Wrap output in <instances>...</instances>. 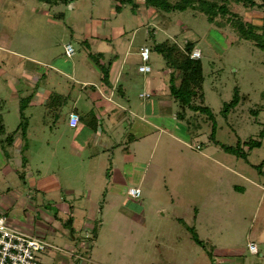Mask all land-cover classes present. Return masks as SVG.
<instances>
[{
  "label": "rangeland",
  "instance_id": "1",
  "mask_svg": "<svg viewBox=\"0 0 264 264\" xmlns=\"http://www.w3.org/2000/svg\"><path fill=\"white\" fill-rule=\"evenodd\" d=\"M134 1L135 8L123 4L116 12L115 0L52 6L0 0V67L16 78L9 89L0 77V211L11 227L46 244L37 254L44 264H264V50L220 16L210 21L198 10L166 12ZM228 6L232 15L262 30L263 10L233 1ZM96 19L99 28L128 23L124 42L131 38V44L124 51L131 76L124 101L118 83L114 87L118 104L127 109L128 94L137 110L152 98L163 101L161 117L151 116L152 106L147 114L164 132L136 133L131 161L122 151L123 134L103 129L96 145V133H87L84 121L68 126L74 106L95 114L102 106L96 104V83L102 82L88 80L95 87L83 88L82 76H68L71 62L78 70L89 62L96 73L90 52L111 51V33L109 40H83ZM165 38L182 45L196 41L203 104L210 114L183 107L169 95V72L152 51ZM68 44L75 48L72 56L65 55ZM140 45L150 50L147 63L139 57ZM141 64L151 72H139ZM153 78L163 86L159 96L142 87ZM235 88L248 98L224 115ZM44 89L54 95L50 103ZM31 93L34 103L24 99ZM122 113L117 108L114 120ZM251 138L261 145L248 148L244 141ZM213 139L228 145L240 140L247 159L227 153ZM129 187H138L140 196H129Z\"/></svg>",
  "mask_w": 264,
  "mask_h": 264
},
{
  "label": "trees",
  "instance_id": "2",
  "mask_svg": "<svg viewBox=\"0 0 264 264\" xmlns=\"http://www.w3.org/2000/svg\"><path fill=\"white\" fill-rule=\"evenodd\" d=\"M49 5L64 4L68 5L74 0H39ZM117 3L114 6V10L119 12L123 4H131L132 8L137 5L134 0H115ZM235 2L241 4L247 9H258L264 11V0H143L147 7L157 9L161 11H183L188 8L198 10L204 13L208 20L217 21L216 17L220 16L229 21L231 25L238 31V34L243 39L249 40L254 46L264 50V26L262 30L257 31L259 27L253 25L249 21H243L242 19L231 14L229 10V2ZM218 22V21H217ZM196 41L186 40L183 45L171 38H165L160 42H156L153 45V50L159 53L164 61L165 67L169 72L168 89L169 95L175 101H178L183 107H189L191 110L200 111L205 114H210V109L204 105V74L203 65L201 61V55L199 58L194 59L190 57L191 51L195 48ZM90 56L96 55V68L101 73V80L104 84H109L108 81V69L107 64L98 62L100 53H91ZM32 94L27 95L24 99L30 100ZM53 93L47 97V102H51ZM246 94H240L238 89H234V94L229 102H226L223 106L222 112L224 115L235 108L238 103L244 102L247 99ZM21 107L24 105L21 104ZM255 113L256 111L251 110ZM210 118V117H209ZM3 128V127H2ZM2 128L0 129L2 131ZM4 129V128H3ZM216 124L212 123L211 137L215 136ZM213 142L227 153L234 154L237 157L247 159V152L240 144V140L236 142V145H228L220 143L218 140L213 139ZM244 144L248 148L258 147L261 145V141L249 139L244 141ZM67 222H72V217L67 218ZM194 240L202 245V241L197 238L196 234H193Z\"/></svg>",
  "mask_w": 264,
  "mask_h": 264
},
{
  "label": "crops",
  "instance_id": "3",
  "mask_svg": "<svg viewBox=\"0 0 264 264\" xmlns=\"http://www.w3.org/2000/svg\"><path fill=\"white\" fill-rule=\"evenodd\" d=\"M99 23L100 22L96 19V21L94 22V25H96L94 26V29L91 32H89L88 30H85V33H83L84 34L83 40L85 42L86 41L88 42L89 40L92 42L96 39V43H97V40L99 39L103 41L109 40L110 38L109 34L111 33L110 35L112 39L110 40V43H112L113 41L111 51L109 48L104 50L103 47H100V49H96V53H100L101 54L100 58L104 60L102 62H104V64H107L109 66V69H108L109 84H106V85L104 84V82L101 80V73L99 72V70L96 68V73H94L95 69L91 66L92 64H90L89 62H83V64H85V67L84 69L81 68L80 70H78L76 66L74 65V63L71 62L70 67L68 68V72H69L68 76L69 77L82 76L81 79L78 78V82L80 83L81 87L84 86L83 88H86L88 85L95 87L94 83L88 81V80H93L95 78L98 79L100 82H102L101 83L102 86L96 83V104L102 105L99 108V110L96 109V114L92 111L91 108L88 111H84V110L80 111L77 109L76 106L73 107L71 112H76L79 116V121H78L77 126L79 125L81 121L82 122L84 121V123H86L84 126L88 130L87 133H96L93 135L94 137L93 140L95 141L96 145L99 144V141L101 140L100 139L101 133H102L101 131L103 129L105 133H112L111 131L113 130V133L123 134V136H125L127 140L125 141V144H123L122 146V151L125 154V159H128L131 161V160H134L135 155L131 153L130 145L131 143L135 141L136 136H137L136 133H163L164 132V126L162 124H159L157 121L155 122L153 120H149L151 116H153L154 118L161 117V115L163 114V101H161L160 99L152 98L150 101L144 102L140 110H137L138 105L135 103H131V100H129L131 96L128 94V98L126 97V101L128 102L126 105L127 109H124L123 106H121L122 104L119 105L120 101L114 98V92H115L114 87H116V84L118 83L119 85L117 87L118 93L121 94L122 96L121 100L124 101L123 97L126 96L127 94V89L130 83L129 77L131 76L130 69L128 68V62H127L128 61L127 51H124V45L126 44L124 40L127 39L128 31L126 30V26H128V23L126 24L121 23V24H118V26H114V27L108 26L106 28H99ZM76 36H79V35L76 34ZM129 43L131 44V38H129L128 40V45L126 44L127 47L129 46ZM144 46L145 45L139 46L138 48L139 55H140V49ZM73 49L75 50V48ZM152 51H154L153 48H152ZM156 54L157 56L160 55L157 52ZM139 57L141 58V55ZM141 61L142 63L144 62L142 58H141ZM35 62L37 61L35 60ZM27 72L29 75L31 74L36 75V72L31 71L30 69H28ZM139 72L144 73L143 71H140V70ZM146 72H151V70L146 71ZM1 76H3L4 78L5 85L7 84L6 87L10 89L11 85L14 84V82L16 81V78L12 76L8 72L7 69L2 68V67H0V77ZM118 81H122L123 84H119ZM158 81L159 79L156 81V78H153V80H150V81L147 80L145 83H143L142 87L147 88V90H151L155 92L154 96H159L157 92L159 91V89L162 90L163 86H159ZM51 94H52L51 91L45 90V89L43 90L42 95L44 96L45 98L44 100L46 102H47V97ZM139 96L143 97L142 93H140ZM149 96H152V95L150 94ZM32 98L29 101L34 103V100ZM102 101L104 102L102 103ZM132 104H135L134 107ZM150 106H152V111H153L151 116L147 114V111L149 110ZM119 107L123 109L124 113H122L120 117L114 120L113 116L116 113V109ZM86 113H87V116L89 117L88 119L83 120V118L86 116ZM142 113L143 114L145 113V114L143 115ZM103 117L107 118V121H105V128L102 126L103 124L102 122L104 119ZM115 123L120 124L122 127H119V129L116 127V129H114ZM140 128L142 131L139 130ZM144 135H147V134H144ZM60 208L63 210L68 209L66 205L62 206V204H60ZM82 264H84V262Z\"/></svg>",
  "mask_w": 264,
  "mask_h": 264
},
{
  "label": "built area",
  "instance_id": "4",
  "mask_svg": "<svg viewBox=\"0 0 264 264\" xmlns=\"http://www.w3.org/2000/svg\"><path fill=\"white\" fill-rule=\"evenodd\" d=\"M149 48L144 46L140 50V55L144 63L149 59ZM74 49L71 44L66 45L65 55L72 56ZM191 58L197 59L200 57V50L194 48L190 54ZM140 71L146 72L150 70L149 65H139ZM79 121V116L76 112H70L68 115V125L76 127ZM127 194L133 198L140 196L138 187H129ZM46 244L37 236L26 234L9 225V220L6 215L0 211V264H44L37 257L39 252L44 251ZM250 252L256 254L257 246L250 242L248 243Z\"/></svg>",
  "mask_w": 264,
  "mask_h": 264
}]
</instances>
